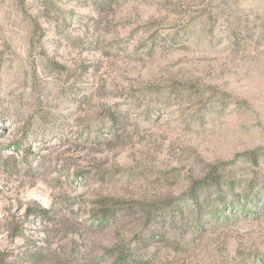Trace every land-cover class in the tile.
<instances>
[{
	"label": "rangeland",
	"instance_id": "rangeland-1",
	"mask_svg": "<svg viewBox=\"0 0 264 264\" xmlns=\"http://www.w3.org/2000/svg\"><path fill=\"white\" fill-rule=\"evenodd\" d=\"M211 165L248 199L149 264H264V0H0V264H111L140 212L93 202L177 199L189 225Z\"/></svg>",
	"mask_w": 264,
	"mask_h": 264
},
{
	"label": "trees",
	"instance_id": "trees-1",
	"mask_svg": "<svg viewBox=\"0 0 264 264\" xmlns=\"http://www.w3.org/2000/svg\"><path fill=\"white\" fill-rule=\"evenodd\" d=\"M109 119L117 126L119 116L116 113H111ZM241 156L245 161L257 166L262 157V151L257 149L246 152ZM221 166L211 165L205 176L193 181L187 194L181 198L188 203L189 207L192 205L194 210L193 218L195 219L192 223H188L189 225L185 224L187 223L185 218L189 217L183 215L184 213L181 211L183 205L176 203L177 199L142 203L99 197L93 202L90 217L99 224L115 221L120 216L127 215L135 209L140 212L142 219L140 231L134 233L129 241L125 239L104 251V255L111 260V264H149L150 261L142 253L153 245L168 244V231L165 228H177L175 225L178 223L179 227L183 228L182 231L178 230V232L185 233L189 231V227L194 226H196L195 231H203L201 225L205 224L204 221L208 215H211V210H214L213 215L218 218L219 210L236 207V204L240 203V199L247 200V195H244V197L235 195L236 180L228 181L220 170ZM213 206L214 209H212ZM48 214L49 212L41 207H37L35 210L29 209L28 211V215H34V217L46 218Z\"/></svg>",
	"mask_w": 264,
	"mask_h": 264
}]
</instances>
